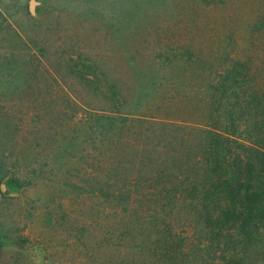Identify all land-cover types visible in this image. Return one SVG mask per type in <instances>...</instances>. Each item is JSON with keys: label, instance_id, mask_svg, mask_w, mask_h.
Returning a JSON list of instances; mask_svg holds the SVG:
<instances>
[{"label": "rangeland", "instance_id": "rangeland-1", "mask_svg": "<svg viewBox=\"0 0 264 264\" xmlns=\"http://www.w3.org/2000/svg\"><path fill=\"white\" fill-rule=\"evenodd\" d=\"M262 15L264 0H0V264H108L82 174L94 118L202 124L203 61L248 60ZM259 241L240 264H264Z\"/></svg>", "mask_w": 264, "mask_h": 264}, {"label": "trees", "instance_id": "trees-1", "mask_svg": "<svg viewBox=\"0 0 264 264\" xmlns=\"http://www.w3.org/2000/svg\"><path fill=\"white\" fill-rule=\"evenodd\" d=\"M251 29L262 39L264 15ZM250 48L221 71L203 61L202 124L94 118L96 167L82 174L105 205L108 264H240L264 243V43Z\"/></svg>", "mask_w": 264, "mask_h": 264}, {"label": "water", "instance_id": "water-1", "mask_svg": "<svg viewBox=\"0 0 264 264\" xmlns=\"http://www.w3.org/2000/svg\"><path fill=\"white\" fill-rule=\"evenodd\" d=\"M31 6H32V1H31Z\"/></svg>", "mask_w": 264, "mask_h": 264}]
</instances>
